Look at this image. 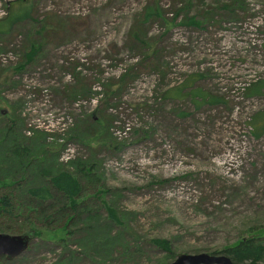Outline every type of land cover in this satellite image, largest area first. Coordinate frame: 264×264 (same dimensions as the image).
I'll use <instances>...</instances> for the list:
<instances>
[{"label":"rangeland","instance_id":"rangeland-1","mask_svg":"<svg viewBox=\"0 0 264 264\" xmlns=\"http://www.w3.org/2000/svg\"><path fill=\"white\" fill-rule=\"evenodd\" d=\"M13 7L24 14L6 28ZM253 120H264V0H0V153L18 138L37 159L27 175L2 160L0 177L24 176V189L49 186L55 162L93 167L89 178L78 172L92 211L71 233L1 260L222 254L264 229V134H252ZM43 152L52 157L40 170Z\"/></svg>","mask_w":264,"mask_h":264},{"label":"trees","instance_id":"trees-1","mask_svg":"<svg viewBox=\"0 0 264 264\" xmlns=\"http://www.w3.org/2000/svg\"><path fill=\"white\" fill-rule=\"evenodd\" d=\"M14 14H17L15 18L13 17ZM23 14L22 9L13 7L6 28H9L16 20L20 19ZM36 54L37 48H30L26 54V62L31 61ZM249 124L252 126L254 136L259 137L264 134V120H253ZM11 126L10 123L9 128ZM15 140L17 142L11 143L12 150L9 155L0 153V157L3 158L0 159V164H2V160L7 161L9 164L14 165L15 174L17 169L20 168L24 170V172L21 170L22 173L26 174L29 166L34 164L37 159L28 158L32 149L28 145H24L26 144L24 141H18V138ZM2 142L0 141V144ZM51 157L47 152H43L40 161L38 160L37 167L40 170H45L43 160L47 159L46 161H49ZM71 163L74 166V172L65 169L68 168V165L63 167L58 162L54 163L52 170H47V173H49V186L43 183L40 185L31 183V185L25 184V188L22 189L20 187L22 185L21 181L24 179L27 182L26 177L21 176L18 179H14L13 175L0 177V230L15 233V231L28 228L34 230L36 237L54 233L58 229H65L67 231L65 235L70 234L69 228L74 226L78 220H81L85 213L92 211L88 209L91 207L84 195L85 188L79 180L78 172L83 178L93 176L92 166L91 168L88 166L87 169L85 163L76 161V159ZM106 211L109 214L107 215L108 219L115 222V211L111 207H107ZM56 221L58 224L54 225ZM258 230L261 231L251 230V232L256 231V234L251 233L246 237H242L237 242L229 245L222 254L228 256L234 264H264V238L261 237L264 235V229ZM94 233H96V229ZM65 241L66 236L59 238V242ZM101 242L99 248L105 251L106 254H110L109 243L111 242L106 240ZM152 243L155 246L162 248L164 246L169 249L168 241L165 239H153ZM88 245L87 243L86 247ZM217 253L212 252V254Z\"/></svg>","mask_w":264,"mask_h":264},{"label":"water","instance_id":"water-1","mask_svg":"<svg viewBox=\"0 0 264 264\" xmlns=\"http://www.w3.org/2000/svg\"><path fill=\"white\" fill-rule=\"evenodd\" d=\"M29 1V0H22ZM35 232L32 229L22 233H8L0 230V264H4L1 260L4 257L12 260L22 255L30 243L35 238ZM168 264H234L232 260L224 254H209L200 252L195 254L180 253Z\"/></svg>","mask_w":264,"mask_h":264},{"label":"bare ground","instance_id":"bare-ground-1","mask_svg":"<svg viewBox=\"0 0 264 264\" xmlns=\"http://www.w3.org/2000/svg\"><path fill=\"white\" fill-rule=\"evenodd\" d=\"M30 1V0H29ZM23 2H26V1H23Z\"/></svg>","mask_w":264,"mask_h":264},{"label":"built area","instance_id":"built-area-1","mask_svg":"<svg viewBox=\"0 0 264 264\" xmlns=\"http://www.w3.org/2000/svg\"><path fill=\"white\" fill-rule=\"evenodd\" d=\"M69 159V158H68Z\"/></svg>","mask_w":264,"mask_h":264}]
</instances>
